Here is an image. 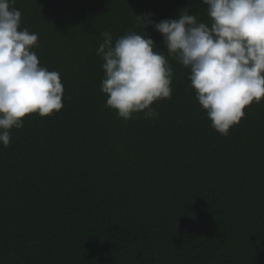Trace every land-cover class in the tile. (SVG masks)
Segmentation results:
<instances>
[{"label":"trees","instance_id":"16d2710c","mask_svg":"<svg viewBox=\"0 0 264 264\" xmlns=\"http://www.w3.org/2000/svg\"><path fill=\"white\" fill-rule=\"evenodd\" d=\"M60 74L59 112L26 116L0 144V264H264V99L229 133L211 127L190 69L136 16L159 22L202 0H15ZM150 36L171 97L130 120L101 91L102 33Z\"/></svg>","mask_w":264,"mask_h":264},{"label":"clouds","instance_id":"9594fccd","mask_svg":"<svg viewBox=\"0 0 264 264\" xmlns=\"http://www.w3.org/2000/svg\"><path fill=\"white\" fill-rule=\"evenodd\" d=\"M15 0H0V144L7 147L10 130L23 127L31 114L47 117L62 107L60 74L40 65L35 51L38 35L20 30L21 12ZM208 24L198 22L189 8L175 19L156 22L151 13L136 16L144 30L152 27L163 37L168 54L190 69L196 99L207 112L211 127L221 135L244 117V109L264 99V0H202ZM97 49L105 78L101 91L106 106L130 120L143 112L157 115L151 105L171 97L172 68L157 44L129 33L113 43L102 33Z\"/></svg>","mask_w":264,"mask_h":264}]
</instances>
